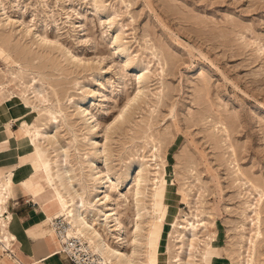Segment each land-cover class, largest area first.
I'll return each mask as SVG.
<instances>
[{"label":"rangeland","instance_id":"1","mask_svg":"<svg viewBox=\"0 0 264 264\" xmlns=\"http://www.w3.org/2000/svg\"><path fill=\"white\" fill-rule=\"evenodd\" d=\"M37 33L55 41L42 43ZM0 44L16 60L9 67L12 59L0 52V82L5 70L7 87L35 83L47 91L48 106L62 109L56 113L57 144L71 151L73 164L92 135L77 112L82 103L98 123V146L112 151L106 162L114 177L143 162L149 189L158 167L155 151L165 187L159 186L155 201L147 200L145 230L154 216L162 219L146 241L151 256L173 255L175 227L202 220L207 230L199 243L215 236L220 264H236L239 246H249L258 226L254 264H264V0H0ZM139 76L142 91L124 108ZM7 87L0 88L1 97ZM31 96L35 107L7 101V115L16 120L0 126L1 170L25 153L6 128L38 122L41 105ZM51 120L39 124L51 129ZM39 183L36 175L30 187ZM128 188L113 191L123 204L126 231L132 219ZM254 199L263 203L255 207ZM30 200H11L8 209L28 217L38 209ZM252 207L263 211L259 219Z\"/></svg>","mask_w":264,"mask_h":264},{"label":"bare ground","instance_id":"2","mask_svg":"<svg viewBox=\"0 0 264 264\" xmlns=\"http://www.w3.org/2000/svg\"><path fill=\"white\" fill-rule=\"evenodd\" d=\"M28 31L30 32V30H26V32ZM35 36L39 38L41 42L46 41L53 43L55 41L48 38L46 33L45 35L37 33ZM4 47L7 48L6 46ZM4 47L0 44V52L6 57V59H12L10 62L6 61L7 66L12 67L16 60L11 57L9 52H7ZM117 48L118 47H115V49ZM22 53L23 50L21 54ZM124 65H127L126 61ZM3 75L4 78L0 82V88L8 86V78L5 70ZM140 80L141 76L138 77L136 93L132 98L127 99L124 104V108H127V106H129V104H131V102L135 100V98L142 91ZM34 84L35 83L28 84V89L23 90L19 88L11 89L7 87V89L5 88L3 90L8 91L6 96H0V126L3 127H9L10 121L16 120L12 114L11 116L7 115L8 111H11L8 107L7 101H14L16 103L23 102L25 105L35 107V104H30V101L28 100L31 93H33V96L30 98L35 99L41 105V108L39 109V112L41 113L38 114V116H40L38 118V122L28 123L26 121H22L17 130H10L6 128L11 136H14L13 134L16 135L14 138L15 146L23 147L25 153L20 155V159L16 162V164L13 165L10 163L8 169L0 170V250L3 251V255H7L5 254L6 252H10L9 249L12 246V241L16 240V235L10 230V227L15 220V214L8 209V204L11 200H13L14 194L17 192L16 187H19V189L26 195L35 197L37 207L44 215L36 225L37 234L35 237L43 239L48 238L53 245V248L48 252L45 260L46 262L53 263L59 261L60 254L58 252L61 249V243L56 236L54 228V224L59 218L60 223H64V225L67 224L69 235L79 237L81 240L85 241L92 251L101 256L104 264L221 263L222 251L218 246L215 236L208 234L206 240H203V244L199 243L202 241V237L205 236V234L201 235V232L207 230V225L204 221L202 222V220H196V224L195 222L190 221H187L185 224L179 223V225L175 227V234L172 237L174 238L173 241H175V243H173L174 245H177V247L175 246L176 251L173 255H161L157 253L155 256H151L146 249V241L148 236L152 233V228H154L156 224H161L162 219L154 216L150 222L148 221V230H145L143 224H145V214L148 212L147 200L155 201L157 197L156 192L158 191L159 186L162 188L165 187L164 177H162V171L160 170L161 165H159V162L156 160L155 151L152 156L154 165L158 167L154 168V175L150 179L151 183L149 189L145 184L148 182V179L145 176L143 162L128 164L119 178L114 177V168L109 166L106 162L112 151H110L107 147L98 146V141L95 137L98 123L95 121L96 119H94V115H92V113H90L87 107H85L82 103L77 106V112L81 117L83 127L86 128L88 132H91L92 135L87 145L89 147L84 149L79 148L78 153L80 156L77 161L75 160L76 163L73 164L69 160L71 151L66 147H62L60 144H57L58 139L56 137V129L58 125L57 118L59 115L56 113L62 114V109L61 107H57L53 112L52 108L48 106L50 98L47 91L43 94V89L34 88ZM55 94L56 93L54 92V95ZM59 101L60 100L57 98L56 102L59 103ZM48 114L53 116L47 117ZM47 118H50V120L52 119V124V121H55L54 123H56V125L53 124L55 129L54 134H52L53 126L51 129H47L44 125L46 123L39 124V121H44V119ZM105 139H108L107 135L105 136ZM155 150H157V148ZM103 155L105 156L104 159H102ZM235 170L238 171L239 169ZM238 174L240 175V173ZM36 175H40V183L32 189L30 187V182L36 177ZM84 176H86L85 180H83ZM241 185L242 183L239 182L238 186L242 187ZM126 188H128V194L130 195L132 201V219L130 220L131 227L129 231L125 230V224L119 216L120 209L123 205L119 203V199H117L120 195L117 196L113 193V191ZM262 188L263 186L261 189ZM123 198L124 201H126L128 196L123 195ZM261 199H254L257 201V203L253 202L255 203V207L259 204V202H261ZM151 208L153 213L157 212L155 202L151 204ZM261 211L256 210L255 212H252L253 214H256V218L259 219ZM169 224L174 228L175 221L172 220ZM259 230L258 226L254 227V232L249 239L248 247L243 250V245L239 246L242 253L239 252V254H237L241 255L239 256L240 258L237 260L236 264H254V253L256 251V247L258 246L257 240L261 234ZM233 236L235 237V235ZM31 238H33V236ZM27 245V243H24V247H27ZM166 249V251L169 252L171 248L170 246H167ZM247 249V255H243V252ZM234 251L232 250V252ZM11 261L16 262L17 264H22L16 256L15 259L11 258ZM32 264H39V261L33 260Z\"/></svg>","mask_w":264,"mask_h":264},{"label":"crops","instance_id":"3","mask_svg":"<svg viewBox=\"0 0 264 264\" xmlns=\"http://www.w3.org/2000/svg\"><path fill=\"white\" fill-rule=\"evenodd\" d=\"M15 162L16 159L13 163ZM4 166L5 164L2 163V161L0 160V170L1 167ZM16 191L17 192L14 194L13 197L14 201L24 196L29 197L35 203L33 201L32 202L37 205L35 197H32L31 195H26L19 189V187H16ZM14 214L15 220L11 225L10 230L16 235V240L12 241V246L9 249L10 253L13 254V259H15V256L18 257L22 264H32L33 260L39 261V264H69L62 254L59 255V261L53 263L45 261L48 252L53 248V245L50 239L48 238L43 239L35 237L37 234L36 225L38 221L44 216L39 211V209H36V206L34 209V213H32L28 217L22 218V216L19 215L16 211L14 212ZM32 236L33 238H31ZM24 243L28 244L27 247H24ZM2 253L3 251L0 250V264H17L16 262L11 261L12 257L8 252L5 253L7 255H3Z\"/></svg>","mask_w":264,"mask_h":264},{"label":"built area","instance_id":"4","mask_svg":"<svg viewBox=\"0 0 264 264\" xmlns=\"http://www.w3.org/2000/svg\"><path fill=\"white\" fill-rule=\"evenodd\" d=\"M56 236L61 243L59 254H62L69 264H104L101 256L92 251L85 241L69 235L67 224L60 223L58 218L54 224Z\"/></svg>","mask_w":264,"mask_h":264}]
</instances>
